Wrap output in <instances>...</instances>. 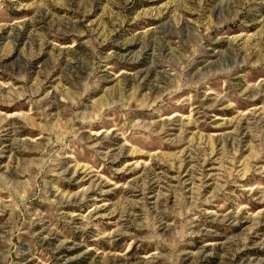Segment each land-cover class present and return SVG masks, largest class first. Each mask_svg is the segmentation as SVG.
Returning <instances> with one entry per match:
<instances>
[{
  "label": "rangeland",
  "instance_id": "rangeland-1",
  "mask_svg": "<svg viewBox=\"0 0 264 264\" xmlns=\"http://www.w3.org/2000/svg\"><path fill=\"white\" fill-rule=\"evenodd\" d=\"M0 264H264V0H0Z\"/></svg>",
  "mask_w": 264,
  "mask_h": 264
}]
</instances>
